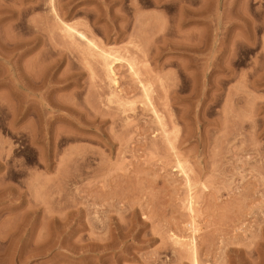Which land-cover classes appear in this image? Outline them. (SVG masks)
Returning <instances> with one entry per match:
<instances>
[{
    "label": "rangeland",
    "instance_id": "obj_1",
    "mask_svg": "<svg viewBox=\"0 0 264 264\" xmlns=\"http://www.w3.org/2000/svg\"><path fill=\"white\" fill-rule=\"evenodd\" d=\"M58 16L135 60L170 140ZM192 238L264 264V0H0V264H195Z\"/></svg>",
    "mask_w": 264,
    "mask_h": 264
},
{
    "label": "bare ground",
    "instance_id": "obj_2",
    "mask_svg": "<svg viewBox=\"0 0 264 264\" xmlns=\"http://www.w3.org/2000/svg\"><path fill=\"white\" fill-rule=\"evenodd\" d=\"M55 12H56V10H55ZM57 21H58L59 25L61 26V27L59 26L61 31H63V33H65L64 35H66V37L70 38L73 41V43L77 44L79 47H81V46L83 47L81 49L82 52L84 51V53H87V56H90L93 60L96 58L100 59L99 62H101V64H102L101 66H103V69H104L103 71H105V75H106V78L108 81L107 83H108V87H109V94H108L109 102L116 104L121 109H124L125 106L129 107V104H131V101H129V99H125L123 97L124 95L122 96L123 90H121V88L119 86L120 81H119L117 70H116L117 64H119L120 62H125L127 65L129 73L131 74V76H133V79L134 78L136 79V81L138 82V86H140L141 89L143 90V93H144V96L147 100V103L150 104V105L148 104L150 107V110H152L151 112L154 114V117H156L155 119L160 124H162L161 127L164 129L165 123L163 121V118H161V116L158 114V111L156 110V108H155V106L151 100L150 89L148 88L149 85L147 86V84L142 80V78L140 76V72L137 69L135 60L129 59L128 57L122 58V57L116 56L114 52L106 50L94 38L89 37L84 31L79 30L76 25H74V24L72 25V24L64 21L59 16L57 17ZM125 109H127V108H125ZM127 110H126V112H127ZM122 112H125V110ZM23 113H25V112H23ZM25 115H26V113H25ZM23 116H24V114H23ZM128 122H129V120H128ZM165 131L166 130L164 129V133H165ZM165 135H167V136L165 137ZM168 135L170 136V133L168 134V132L164 134V138L166 140L169 138ZM169 140H170V138H169ZM169 142H171V141H169ZM178 165L181 167V162H178ZM189 208H190V210L193 211V198L190 199ZM193 238L190 239V242H186L189 245V247L186 245V243L184 245L186 247L190 248V250L192 251V254H194L193 256L195 257L194 263L198 264V261L196 259V254H197L196 253V241ZM179 241L182 242L181 240H179Z\"/></svg>",
    "mask_w": 264,
    "mask_h": 264
}]
</instances>
